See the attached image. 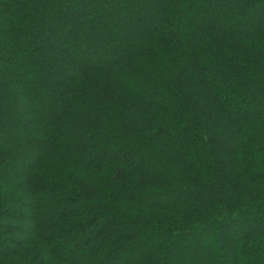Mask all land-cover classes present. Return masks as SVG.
<instances>
[{"label": "trees", "instance_id": "obj_1", "mask_svg": "<svg viewBox=\"0 0 264 264\" xmlns=\"http://www.w3.org/2000/svg\"><path fill=\"white\" fill-rule=\"evenodd\" d=\"M259 213L264 0H0V264H264Z\"/></svg>", "mask_w": 264, "mask_h": 264}, {"label": "rangeland", "instance_id": "obj_2", "mask_svg": "<svg viewBox=\"0 0 264 264\" xmlns=\"http://www.w3.org/2000/svg\"><path fill=\"white\" fill-rule=\"evenodd\" d=\"M184 22V21H183ZM170 24V23H169ZM133 30L132 29H130V31H129V35L131 34V32H132ZM141 34V35H140ZM143 34L142 33H139V34H137V36H142ZM139 37H134V40H135V42H138V41H141L142 39L141 38H143V37H141V38H139ZM143 40H144V38H143ZM127 51V49H124V48H121V53L120 54H123V53H125ZM126 54H128V53H126ZM125 54V55H126ZM98 152V151H97ZM35 160V159H34ZM33 161V159L31 158V159H28V161H26L25 163L26 164H29L30 162H32ZM11 190V189H10ZM11 192V191H10ZM15 197H17L15 194H14V192H11ZM19 198V197H18ZM20 200V199H19ZM41 202V201H40ZM32 206H34V207H32ZM31 207L34 209L35 208V206L36 205H32ZM31 207H26V208H22V207H20V208H18V209H16V213H19V214H26V215H28V213H29V208H31ZM261 213V212H260ZM259 213V214H260ZM256 219V218H255ZM259 220H262V219H264V216L263 215H261L260 214V216H259V218H258ZM259 220H254L255 222H254V226H250L248 229L250 230V229H252V231H250L251 233H250V236L251 237H253L254 239H256V238H258V237H260L261 236V234H262V232H260V231H258V228H257V226L259 227L260 226V223H259ZM30 225V224H29ZM26 226H28V224H26ZM237 227V230H240V228H239V226H236ZM239 228V229H238ZM254 228V229H253ZM245 230V229H244ZM239 232V231H238ZM241 232H242V229H241ZM245 233V234H244ZM243 235L242 236H246L247 234H248V231H245V232H243L242 233ZM255 235V236H254ZM239 240V239H238ZM241 240V239H240ZM213 245H214V248H215V251H217L218 252V250L220 249V246L218 245V244H215L214 242H213Z\"/></svg>", "mask_w": 264, "mask_h": 264}]
</instances>
